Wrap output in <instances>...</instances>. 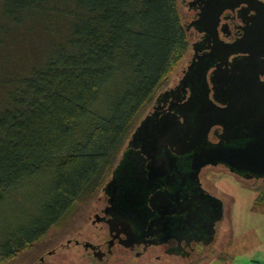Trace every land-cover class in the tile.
<instances>
[{
    "label": "trees",
    "instance_id": "obj_1",
    "mask_svg": "<svg viewBox=\"0 0 264 264\" xmlns=\"http://www.w3.org/2000/svg\"><path fill=\"white\" fill-rule=\"evenodd\" d=\"M55 1L2 4L18 18ZM68 2L67 41L17 80L0 112V211L42 200L0 237V264L99 188L188 48L178 0Z\"/></svg>",
    "mask_w": 264,
    "mask_h": 264
},
{
    "label": "flooded vegetation",
    "instance_id": "obj_2",
    "mask_svg": "<svg viewBox=\"0 0 264 264\" xmlns=\"http://www.w3.org/2000/svg\"><path fill=\"white\" fill-rule=\"evenodd\" d=\"M178 6L192 51L191 60L177 84L158 94L146 116L155 112L154 107L167 113L186 104L192 106L195 114L206 101L226 108L227 104L216 99L219 75L234 71L233 63L245 59H251L257 76L254 82L239 83L247 89L237 92L238 97L256 98L264 112V0H178ZM190 67L193 78L200 76L199 70L203 69L201 85L195 87L199 80H190L181 101L170 97L158 105L159 96L176 90ZM223 134L221 125L212 126L207 140L220 144ZM128 142L103 187L104 198L99 199L92 217L93 225L107 231L109 239L85 241L82 246L99 261H109L115 249H121L129 257H145L146 261L161 262L166 257L171 263L176 259L201 264L210 257V246L226 212L222 196L203 181L207 168L221 166L246 181L264 178L245 179L222 163L208 164L195 176L186 158L178 161L174 149L169 147L168 154L162 156L165 161L158 162L160 156L156 152L144 154L141 149H129ZM121 160L124 164L115 172ZM113 180L115 186L106 190ZM76 245L80 242L76 241Z\"/></svg>",
    "mask_w": 264,
    "mask_h": 264
},
{
    "label": "rangeland",
    "instance_id": "obj_3",
    "mask_svg": "<svg viewBox=\"0 0 264 264\" xmlns=\"http://www.w3.org/2000/svg\"><path fill=\"white\" fill-rule=\"evenodd\" d=\"M71 3L68 0L46 3L42 9L16 18L7 15L6 7L0 0V112L5 107L9 90L13 89L17 80L27 76L32 68L42 66L52 56L53 50L67 41L72 21L68 15L72 11ZM191 56L188 43L181 61L151 104L143 110L137 126L152 110L158 94L177 84ZM111 173L110 170L94 193L77 200L47 234L2 264H197L176 259L171 263L166 261L169 260L166 257L161 262L146 261L145 257H129L121 249H115L109 261H99L84 249L82 243L85 241L109 239L107 231L93 225L92 217L99 199L104 198L103 187L111 178ZM205 174V185L216 189L222 196L226 212L215 241L210 246V259H206L204 264L230 263L244 258L252 260L251 249L264 242V181L243 180L221 166L209 167ZM40 201L24 196L15 205L0 211V237L18 224V217L28 213V209L35 204H41L38 203ZM76 241L80 245H76Z\"/></svg>",
    "mask_w": 264,
    "mask_h": 264
},
{
    "label": "water",
    "instance_id": "obj_4",
    "mask_svg": "<svg viewBox=\"0 0 264 264\" xmlns=\"http://www.w3.org/2000/svg\"><path fill=\"white\" fill-rule=\"evenodd\" d=\"M233 66L234 71L219 75V97L216 99L227 104L226 108H218L208 101L201 104L195 114H192V106L187 104L178 111L171 109L167 113H160L159 108L154 107L155 112L146 116L135 128L128 148L141 149L144 154L156 152V155L160 156L157 159L160 162L165 161L162 156L168 154L170 147L175 150L178 161L180 158L187 159L190 171L195 176L208 164L222 163L227 165L231 172L245 179L264 178V112L260 111L261 102L251 96L247 97V100H244L243 96L242 100V95L238 97L237 94L247 89L239 83L254 82L257 74L254 73L251 59L235 62ZM192 70V67L188 69L176 90L159 96L158 105L170 97L181 101L189 81H198L205 76L201 69L200 76L193 78ZM237 71L240 73H236ZM200 85L199 80L194 86ZM215 125L224 128V134L220 136L222 142L217 145L210 144L207 140L210 128ZM123 164L124 160H121L115 172L119 171ZM114 186L113 180L105 189ZM221 217L222 213L219 219Z\"/></svg>",
    "mask_w": 264,
    "mask_h": 264
},
{
    "label": "crops",
    "instance_id": "obj_5",
    "mask_svg": "<svg viewBox=\"0 0 264 264\" xmlns=\"http://www.w3.org/2000/svg\"><path fill=\"white\" fill-rule=\"evenodd\" d=\"M264 233V231H263ZM263 233L261 232L260 235L263 236ZM262 240V239H261ZM261 244H258L255 249H251V252H253L252 260H246V258L241 259L239 261H232L230 263H219V264H264V242L261 241ZM210 259V257L208 258ZM207 262V261H206ZM205 261L202 263L204 264Z\"/></svg>",
    "mask_w": 264,
    "mask_h": 264
}]
</instances>
